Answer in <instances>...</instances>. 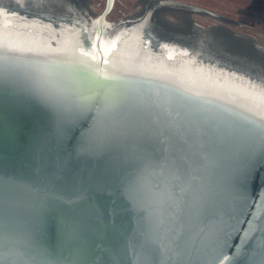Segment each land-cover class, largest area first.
I'll return each instance as SVG.
<instances>
[{
	"label": "water",
	"instance_id": "95a60500",
	"mask_svg": "<svg viewBox=\"0 0 264 264\" xmlns=\"http://www.w3.org/2000/svg\"><path fill=\"white\" fill-rule=\"evenodd\" d=\"M114 1L0 0L2 264H264V44Z\"/></svg>",
	"mask_w": 264,
	"mask_h": 264
},
{
	"label": "rangeland",
	"instance_id": "374dc122",
	"mask_svg": "<svg viewBox=\"0 0 264 264\" xmlns=\"http://www.w3.org/2000/svg\"><path fill=\"white\" fill-rule=\"evenodd\" d=\"M136 0H115L113 8L108 15L109 20L118 19L126 14L134 12L132 7ZM210 8L220 14L237 20L241 25L230 27L241 33H249L256 40L264 44V0H181ZM105 5V0H92V6L96 12H100ZM195 20L203 25L215 23L212 18L196 16Z\"/></svg>",
	"mask_w": 264,
	"mask_h": 264
},
{
	"label": "snow or ice",
	"instance_id": "6c2138e0",
	"mask_svg": "<svg viewBox=\"0 0 264 264\" xmlns=\"http://www.w3.org/2000/svg\"><path fill=\"white\" fill-rule=\"evenodd\" d=\"M264 212V206H261V208L258 210L257 216L261 215V213ZM250 223V232L252 231H256L257 228L256 226L253 224L252 221L249 222ZM260 230L264 231V224H261L260 226ZM3 236V206L2 203H0V239H2ZM257 247L260 250V253L262 256H264V238H262ZM0 264H2V258H0Z\"/></svg>",
	"mask_w": 264,
	"mask_h": 264
},
{
	"label": "flooded vegetation",
	"instance_id": "af4514ba",
	"mask_svg": "<svg viewBox=\"0 0 264 264\" xmlns=\"http://www.w3.org/2000/svg\"><path fill=\"white\" fill-rule=\"evenodd\" d=\"M253 36V35H252Z\"/></svg>",
	"mask_w": 264,
	"mask_h": 264
}]
</instances>
